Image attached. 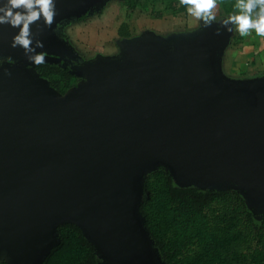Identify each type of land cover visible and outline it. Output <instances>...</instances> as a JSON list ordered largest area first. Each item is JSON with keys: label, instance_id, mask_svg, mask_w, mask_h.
I'll use <instances>...</instances> for the list:
<instances>
[{"label": "water", "instance_id": "water-1", "mask_svg": "<svg viewBox=\"0 0 264 264\" xmlns=\"http://www.w3.org/2000/svg\"><path fill=\"white\" fill-rule=\"evenodd\" d=\"M107 1L56 0L52 26H31L44 64L69 49L57 27ZM15 34L0 25V56L12 58L0 64L4 262L42 264L72 224L103 264H163L140 213L144 178L159 168L176 187L234 190L264 213V76L223 74L222 21L176 40L123 39L118 58L85 63L64 95L11 47Z\"/></svg>", "mask_w": 264, "mask_h": 264}, {"label": "trees", "instance_id": "trees-1", "mask_svg": "<svg viewBox=\"0 0 264 264\" xmlns=\"http://www.w3.org/2000/svg\"><path fill=\"white\" fill-rule=\"evenodd\" d=\"M115 1L127 17L137 11L151 19L187 16L179 0ZM235 4L236 0H216L213 22L236 14ZM119 35L131 37L126 23ZM233 38L230 48L236 45ZM35 72L60 95L74 87L77 79L56 65L42 64ZM143 189L140 213L163 264H264V215L254 216L239 192L179 188L161 168L146 175ZM58 235L59 244L42 264H103L78 227L62 225Z\"/></svg>", "mask_w": 264, "mask_h": 264}, {"label": "rangeland", "instance_id": "rangeland-1", "mask_svg": "<svg viewBox=\"0 0 264 264\" xmlns=\"http://www.w3.org/2000/svg\"><path fill=\"white\" fill-rule=\"evenodd\" d=\"M138 12V11H137ZM135 12L127 17L125 11L115 0L107 1L102 7L85 16L82 21L66 23L63 33L67 47L73 51L69 63L89 62L97 57L118 58L121 43L119 30L127 24L131 37L139 39L144 33L163 41L189 36L198 30L203 22L192 16L178 15L177 18L151 19L145 14ZM223 21V20H218ZM64 26V25H63ZM231 27V26H229ZM229 44L235 36L236 45L225 49L222 56L223 74L230 80H248L264 76V38L250 31L241 41L239 32L232 30ZM245 37V36H244Z\"/></svg>", "mask_w": 264, "mask_h": 264}, {"label": "clouds", "instance_id": "clouds-1", "mask_svg": "<svg viewBox=\"0 0 264 264\" xmlns=\"http://www.w3.org/2000/svg\"><path fill=\"white\" fill-rule=\"evenodd\" d=\"M179 4L185 7L189 16L202 21L206 27L216 19L213 11L216 0H179ZM235 9L236 14L222 21L226 29L235 30L242 37L254 31L257 36L264 38V0H236ZM55 16L56 0H4L0 4V25L16 29L11 47L22 49L28 64L45 63L44 44L33 36L31 26L42 20L51 27ZM5 60L11 63L12 58L0 56V64ZM4 74L10 75L7 69H4ZM5 260L0 259V264Z\"/></svg>", "mask_w": 264, "mask_h": 264}, {"label": "flooded vegetation", "instance_id": "flooded-vegetation-1", "mask_svg": "<svg viewBox=\"0 0 264 264\" xmlns=\"http://www.w3.org/2000/svg\"><path fill=\"white\" fill-rule=\"evenodd\" d=\"M84 18V17H83ZM79 21H82V18L81 19H79ZM64 25V26H63ZM63 25H59L58 27H57V29H58V33H59V39H61V40H63V39H65V37L63 36L64 35V33H63V30H64V27H65V25H66V23L65 24H63ZM68 51H67V53L66 54H63V60H62V62L60 63V64H55V63H48V65H56V66H59V67H61L62 69H66L67 71H70L71 73H75L76 74V72H77V74L76 75H79V74H82L83 73V71H82V67H84L83 65H85V63H87L86 61H79V60H77L76 62H73V63H69V61L72 59V54L71 53H73V51L72 52H70L71 50L70 49H67ZM84 63V64H83ZM37 66H39V65H36L35 66V68H34V70L36 69V67ZM76 81H75V85H77L78 83H80L81 81H83L84 80V78L83 77H77L76 76ZM247 206V205H246ZM251 211V213L254 215V216H256L257 215V217H260V216H262V215H264V213L263 214H260V213H255V212H253L252 210H250Z\"/></svg>", "mask_w": 264, "mask_h": 264}]
</instances>
